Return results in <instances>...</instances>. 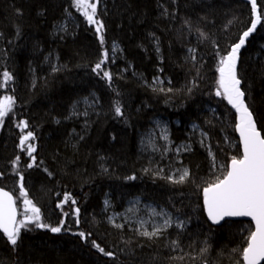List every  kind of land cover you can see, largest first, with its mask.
I'll return each instance as SVG.
<instances>
[{"label":"trees","instance_id":"obj_1","mask_svg":"<svg viewBox=\"0 0 264 264\" xmlns=\"http://www.w3.org/2000/svg\"><path fill=\"white\" fill-rule=\"evenodd\" d=\"M256 3L261 22L239 51L237 73L264 135V0ZM95 19L103 24L100 33L76 0H0V101H15L0 124V188L15 196L23 219L22 175L42 222L62 225L53 233L29 224L16 245L0 232V264H244L252 223L213 225L202 189L223 178L231 158L242 155L237 116L215 93L221 57L255 20L251 3L99 0ZM67 21L68 30L61 32ZM105 51L103 71L111 79L94 70ZM5 71L13 77L7 84ZM88 98L96 101L95 109L71 118ZM117 104L122 116L115 113ZM159 119L169 123L177 143L198 125L209 137L214 161L195 143L180 157L188 179H169L141 149L143 135ZM28 132L34 139L22 148ZM29 143L36 148L32 167ZM135 198L188 227L146 236L111 224L106 200L111 211L122 213Z\"/></svg>","mask_w":264,"mask_h":264},{"label":"snow or ice","instance_id":"obj_2","mask_svg":"<svg viewBox=\"0 0 264 264\" xmlns=\"http://www.w3.org/2000/svg\"><path fill=\"white\" fill-rule=\"evenodd\" d=\"M89 2V0H76V6L83 11L90 24L96 25V31L102 32V22L95 19L97 4ZM253 12L256 13L255 20L251 23L250 28L243 32L238 43L231 46L226 56L221 57L219 61V80L216 89L217 96H223L228 103L236 110L239 122L236 125L243 144L242 155L237 158H231L230 165L223 173V178L219 176L206 187L202 189L204 205L207 210L208 218L215 224H220L227 217H250L254 222V230L250 231L247 237V246L242 250V258L244 264H261L264 262V135L257 129V125L253 116V112L249 109L245 101V91L241 89V79L238 77L237 64L239 61V51L245 45L246 39L256 30L257 24L261 22V15L257 11L256 0H251ZM103 42V36H100ZM194 51V50H192ZM108 59V53H103V59L95 65L94 70L103 71V64ZM195 59V56H193ZM103 75L111 79V75L107 71H103ZM3 84L13 79L12 75L5 71L2 74ZM163 91V89H161ZM171 91V89H169ZM15 101L11 96H5L0 101V124L4 118L12 112ZM115 113L122 116L119 104L115 107ZM87 115V113H85ZM22 128H27L28 124L23 121ZM34 139L33 133L28 132L20 141L23 148L27 141ZM28 155L32 158L33 163L28 167H32L35 163V157L32 153L36 151L33 144H27ZM19 157H17V160ZM223 167V166H221ZM189 177V172L185 169L179 176L176 183H183ZM24 177L19 176L21 195L24 196L23 201V219L17 220L16 201L13 196L3 189H0V230L7 235L12 245L17 244L21 229H27L29 224H34L37 228H47L53 233H59L62 225L52 227L42 222L41 210L30 199L27 198V192L24 191ZM171 179V177L169 178ZM70 200L69 195H65L64 203ZM75 204L74 199L71 200ZM79 208L75 209L78 216ZM154 214L163 215L164 213ZM67 215V213H65ZM170 224V219L165 220V225ZM160 229L155 232H144L146 236L158 235ZM81 237H85L83 232ZM87 239V237H85ZM93 246L97 247L100 252L105 255L112 256L113 253L105 252L98 244L93 242Z\"/></svg>","mask_w":264,"mask_h":264},{"label":"rangeland","instance_id":"obj_3","mask_svg":"<svg viewBox=\"0 0 264 264\" xmlns=\"http://www.w3.org/2000/svg\"><path fill=\"white\" fill-rule=\"evenodd\" d=\"M248 1L251 3V0ZM68 22L69 21L62 25L60 28L61 32L68 30ZM116 48L118 50V46ZM159 80L160 79H157L156 83H158ZM219 100H225L227 104H229L227 99L223 96H220ZM96 106V101L91 98L83 100L77 105L71 118H77L78 116L84 117L86 116L85 113L89 112V110L95 109ZM190 130L191 134H189L188 140L177 143L172 140L169 123L159 119L157 121L155 120L153 122V127L143 135L141 141V149L143 153L150 157L151 160L158 163L160 172L167 174L173 181L178 180L179 176L186 169V167L182 166L180 157L184 154L190 153L195 143L203 150H206L214 161V157L209 149V137L196 124L190 126ZM153 210H155V213L164 214H154ZM105 211L108 213L109 222L114 226L124 227L127 225L141 233H152L157 229H160V234L172 227L182 230L188 227V224L180 217L174 216L170 212L159 208L154 204L144 203L140 198L132 199L126 210L122 213L111 211V205L107 199L105 202ZM166 219H170L169 225H165Z\"/></svg>","mask_w":264,"mask_h":264},{"label":"water","instance_id":"obj_4","mask_svg":"<svg viewBox=\"0 0 264 264\" xmlns=\"http://www.w3.org/2000/svg\"><path fill=\"white\" fill-rule=\"evenodd\" d=\"M253 34V33H252ZM249 38V37H248ZM248 38L246 39V41L248 40ZM244 47V46H243ZM242 47V48H243ZM242 48L240 49V51L242 50ZM241 89H242V84H241ZM218 97H220V96H218ZM245 101H246V97H245ZM229 106H230V108L232 109V111L236 114V116H237V124H238V122H239V117H238V113L236 112V110L229 104ZM255 119V118H254ZM257 125V124H256ZM257 129H258V127H257ZM259 130V129H258ZM260 131V130H259ZM261 132V131H260ZM262 134V133H261ZM236 135H237V138H238V140H239V145H240V148H241V152H243V144H242V141H241V138H240V134H239V131H238V129H237V127H236ZM263 135V134H262ZM230 165V164H229ZM0 189H3V188H0ZM4 191H7V190H5V189H3ZM7 192H9V191H7ZM12 196H13V198L15 199V201H16V198H15V196L11 193V192H9ZM204 207H205V205H204ZM16 208H17V212H18V215H17V220H19V210H18V205H17V201H16ZM205 212H206V216H207V218H208V215H207V210H206V207H205ZM208 220L213 224V225H215V226H220V225H222L223 223H225V222H228V221H233V222H237V221H247V222H251L252 223V225H253V227H254V224H255V222L250 218V217H227V218H225V221H222L220 224H215V223H213L209 218H208ZM0 232L1 233H3V231L2 230H0ZM6 237H7V235L5 234V233H3ZM261 264H264V262H261Z\"/></svg>","mask_w":264,"mask_h":264}]
</instances>
